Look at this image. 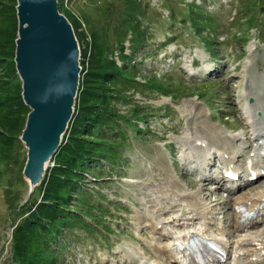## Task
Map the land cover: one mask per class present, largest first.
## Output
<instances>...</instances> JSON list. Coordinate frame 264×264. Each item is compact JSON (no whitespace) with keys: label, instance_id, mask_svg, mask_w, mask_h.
I'll return each mask as SVG.
<instances>
[{"label":"rangeland","instance_id":"1","mask_svg":"<svg viewBox=\"0 0 264 264\" xmlns=\"http://www.w3.org/2000/svg\"><path fill=\"white\" fill-rule=\"evenodd\" d=\"M58 3L81 47V88L93 62L99 68L114 60L119 69L96 83L101 97L96 110L106 118L99 128L80 130L98 150L91 151L80 181L70 182L72 192L55 228L53 221L43 223L52 234L38 228L33 236L27 224L39 218L54 162L45 183L31 194L23 175L27 147L20 130L0 135V264H172L156 250L170 241L158 240L145 217L155 212L149 202L152 188L171 179L174 186L166 187L176 194L181 188L200 192L204 202L212 204L210 232H229L224 240L234 246V200L264 191V175L232 194L216 190V182L204 187L202 177L221 175L218 165L223 166L224 157L217 153L211 158L216 166H208L211 150L191 148L190 141L198 129L206 136L214 133L198 119L204 110L203 119L212 129L238 136L236 150L246 146L238 165L264 142V0ZM16 6L17 0H0V85L12 89L21 84L14 60ZM92 78L102 76L95 73ZM79 99L67 133L73 132L72 125L83 127V121L78 123ZM97 120H102L99 115ZM233 246L226 264L235 262ZM134 257L136 262L131 261ZM240 264H264V256Z\"/></svg>","mask_w":264,"mask_h":264},{"label":"water","instance_id":"2","mask_svg":"<svg viewBox=\"0 0 264 264\" xmlns=\"http://www.w3.org/2000/svg\"><path fill=\"white\" fill-rule=\"evenodd\" d=\"M15 51L22 97L30 107L20 139L27 147L24 178L40 185L75 112L81 47L58 0H17Z\"/></svg>","mask_w":264,"mask_h":264},{"label":"bare ground","instance_id":"3","mask_svg":"<svg viewBox=\"0 0 264 264\" xmlns=\"http://www.w3.org/2000/svg\"><path fill=\"white\" fill-rule=\"evenodd\" d=\"M198 115V119L202 118L201 122L204 129H209V131H213L214 133L208 132L206 136L204 130L198 129V134L190 141V144H192H189L190 147H199L204 150L208 148V150H211L210 152L207 151L210 153V155H208V166L211 167L216 166V163L212 161L211 158H215L217 153L222 154L223 157L226 158L227 169L236 172L239 178L243 177L245 179L244 184L240 183L235 187L233 185L227 186L226 190L232 194L240 188H244L245 186L249 187L251 184L257 182L264 174V142L260 144L256 153L250 154V157L248 155L243 164L238 165L240 158L244 157L243 151L246 146H243L241 152H239V150H236L233 146V142L236 139L238 140V136L232 137L223 130H216L217 128L212 129L211 127L213 126L206 124V119H203L205 117L204 110H200ZM210 134L212 137H210ZM210 138L212 140H210ZM259 138H261V136ZM210 145H214L216 150L211 149ZM47 166L48 165H46V167ZM224 176L226 177L225 181L231 180L229 176ZM222 180H224V177H220L219 175L210 177L205 176L202 177L201 184L206 187V184L212 185L211 182L215 181L221 183ZM174 182L175 181L171 179L166 181L167 184H157L152 188V192L149 193V202L152 203L151 207L155 212H153L152 216L146 215L145 217L150 219V228L154 231V235L158 240L170 241L166 245H157L156 250L166 257L165 260L168 263L197 264L195 257L189 248H187V245L190 239L203 237L220 244L222 250L228 253L233 245L224 241L223 236L228 235L229 232L222 231L215 235L210 232V229L213 227L212 220L215 213L214 207L211 206L212 204H206L201 198L200 192H187V190L181 188L176 194L172 191L173 189L166 187L168 184V186L173 187ZM222 187L223 183L217 184L215 189L217 190ZM232 199L233 197L231 196L228 202L230 203ZM263 204L264 191L257 192L256 194L249 193L248 195H240L234 200V206H236L235 214L238 218L234 225V231L237 232L238 235L234 245L235 252L237 253L235 264H239L241 259L264 256V227L258 232L250 231L264 223ZM183 209L185 210L184 212H182ZM246 212H253V214L252 216H247ZM179 242L182 243L184 248L178 246ZM179 253L182 254L180 258H178ZM206 257V264H219L222 261L220 256L218 257L213 253H208ZM131 261L136 262L137 260L134 257ZM151 264H161V262L156 260Z\"/></svg>","mask_w":264,"mask_h":264},{"label":"trees","instance_id":"4","mask_svg":"<svg viewBox=\"0 0 264 264\" xmlns=\"http://www.w3.org/2000/svg\"><path fill=\"white\" fill-rule=\"evenodd\" d=\"M84 54L87 55V51H85ZM99 57L98 61L100 59ZM83 63H85V61H82V64ZM92 66V70L88 71L90 73L89 76H86L85 82L83 83V89L81 88L82 83H80L78 94V97H80L79 105H81L80 110L78 111V123L83 121V127L79 126L78 129L72 125L73 132L70 131V133H66L64 135L62 145L54 156V166L50 174L51 178L49 179L44 196L40 202L42 208L41 213L39 214V218H32L27 224V231H29V233L33 236L39 229L40 231L43 230L44 232H47L46 234H52L53 231H49L43 223L53 221L55 228L58 219H60L58 218L57 214H62L65 205L68 203L67 195L72 192V183L80 181L79 179L81 178V170L87 167L89 164L88 161L92 159L91 151L98 150L96 146L90 145L88 143L90 140H87L81 135L80 129L86 128L87 130L91 127L99 128L103 120L106 118V115L103 114L102 111L96 110L98 108L100 109L101 105V97L98 96L100 92L97 90L100 88V86L96 83L98 80L103 82L105 80L104 77H106L109 72L116 73V71L119 69V66L114 60L111 62L108 60V62L104 64L102 63L99 68L95 66L94 62ZM95 73H99L102 78L93 79L92 74ZM0 90L2 91H0V128L5 130L4 132L0 131V135L7 134L8 136H13L16 135V131L19 130L22 133L30 108L24 103L21 84H18L16 88L13 89L9 86L1 84ZM14 99L16 101L15 103H13ZM95 115H99L102 120H97V116L95 117ZM66 136L68 139L66 142H64ZM52 174H54L53 176L55 178L52 177ZM44 180L40 185L45 183ZM35 190L36 188L34 191ZM34 191L31 194H33ZM43 211L46 212L42 213ZM41 218L44 219V222L41 221ZM40 225H44V227L41 229ZM31 239V236L28 237V244L31 242ZM24 248L26 249V246ZM33 261H35V259Z\"/></svg>","mask_w":264,"mask_h":264}]
</instances>
